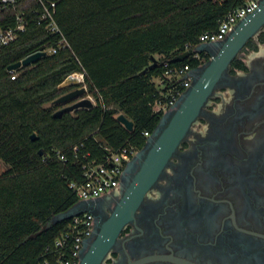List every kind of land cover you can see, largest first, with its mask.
Wrapping results in <instances>:
<instances>
[{
	"label": "trees",
	"instance_id": "trees-1",
	"mask_svg": "<svg viewBox=\"0 0 264 264\" xmlns=\"http://www.w3.org/2000/svg\"><path fill=\"white\" fill-rule=\"evenodd\" d=\"M55 1V19L69 45L16 68L15 78L10 64L57 46L62 34L38 23L40 0L0 6L1 28L14 26L18 13L28 21L0 47V158L6 164L0 171V264H40L45 258L56 264L55 240L72 217L48 224L79 201L70 183L84 180L88 161L146 144L144 132L152 133L164 113L153 104L170 87L154 78L169 67L200 65L196 52L170 59L195 49L201 33L216 30L248 0ZM153 57L157 64L144 71ZM75 72L83 73L82 84L96 103L54 116L66 104L55 99L71 89L59 84ZM120 113L133 121L132 130L117 118Z\"/></svg>",
	"mask_w": 264,
	"mask_h": 264
},
{
	"label": "flooded vegetation",
	"instance_id": "flooded-vegetation-1",
	"mask_svg": "<svg viewBox=\"0 0 264 264\" xmlns=\"http://www.w3.org/2000/svg\"><path fill=\"white\" fill-rule=\"evenodd\" d=\"M263 32L264 25L222 72L100 264H264ZM216 44L198 53L191 83ZM141 149L125 164L117 188L80 204L93 227L80 256L122 204L144 158Z\"/></svg>",
	"mask_w": 264,
	"mask_h": 264
},
{
	"label": "water",
	"instance_id": "water-1",
	"mask_svg": "<svg viewBox=\"0 0 264 264\" xmlns=\"http://www.w3.org/2000/svg\"><path fill=\"white\" fill-rule=\"evenodd\" d=\"M263 25L264 0H260L259 7L253 13L240 19L223 43L216 44L217 41L204 42L195 49L188 48L170 59L171 62L180 61L193 52L209 51L214 44L218 46V50L212 54V59L203 65L198 76L193 77L192 83L183 91L176 103L163 113L158 125L148 136L145 146L139 153L144 158L135 174L130 189L124 195L122 204L117 207L87 250L80 256L78 264H100L104 260L119 230L126 220L133 217L134 211L144 195L156 182L169 159L190 130L192 123L199 115L202 106L207 102L222 72L229 66L232 58L245 42L256 35ZM45 53L44 50L31 53L10 64L9 69H16L21 65L32 63ZM156 64L157 59L153 57L152 63L144 71ZM189 74L191 75V73ZM77 83H79V79L70 74L59 84V87L69 84L76 85ZM85 94L86 89L81 85L57 97L55 102L66 104L55 111L54 116H59L66 111L94 106L93 101ZM117 118L127 129H133V121L124 113L118 114ZM32 137H35V134ZM85 201L87 200L78 201L70 209L53 216L48 226L57 220L69 218L85 211L80 207V204Z\"/></svg>",
	"mask_w": 264,
	"mask_h": 264
},
{
	"label": "built area",
	"instance_id": "built-area-1",
	"mask_svg": "<svg viewBox=\"0 0 264 264\" xmlns=\"http://www.w3.org/2000/svg\"><path fill=\"white\" fill-rule=\"evenodd\" d=\"M18 0H0V6L14 5ZM41 7L37 10V21L43 24L47 31L51 33H60V38L57 46L49 49H40L45 52H56L58 48L68 46L69 42L63 35L59 24L55 19L56 1L55 0H40ZM260 4V0H248L244 5L230 10L220 21L218 28L213 31H205L199 37V44L204 42L220 41L226 38L234 26L240 19L253 13ZM28 21L23 14L18 13L16 17V24L8 28L0 27V47L7 45L14 41L20 31L27 28ZM39 51V50H38ZM199 52L194 54L198 56ZM12 78H15V69H11ZM191 67L188 64L183 66L169 67L161 77H157L162 88L170 87L163 92V98H157L153 104L156 111H167L172 105L176 103L183 91L178 90L180 84H184L187 88L191 84V75L189 74ZM77 73V72H75ZM83 74V73H82ZM85 96L89 97L95 104V99L92 94L87 93V85ZM149 136V131L144 132ZM138 149L133 146H122L118 151L111 152L106 155L103 162H96L95 160L88 161L84 165V180L72 181L70 186L74 188L76 194L81 200H89L96 198L106 192L111 191L119 186L120 179L123 173L125 164L129 161L131 156ZM61 158H64L61 155ZM92 215L89 211H82L72 216V221L69 224V229L62 233L55 240V248L59 250L56 264H77L80 258V250L82 248L83 240L88 237L92 231ZM50 249V247H48ZM67 249L70 254H67ZM40 264H55L50 259L45 258Z\"/></svg>",
	"mask_w": 264,
	"mask_h": 264
},
{
	"label": "rangeland",
	"instance_id": "rangeland-1",
	"mask_svg": "<svg viewBox=\"0 0 264 264\" xmlns=\"http://www.w3.org/2000/svg\"><path fill=\"white\" fill-rule=\"evenodd\" d=\"M159 57V56H158ZM78 74V75H77ZM72 75H77L75 77H77L79 79V83H77L76 85L74 84H69V85H65L64 87H70L71 89L77 87V86H84V75L81 72H77V73H73ZM69 89V90H71ZM68 90V91H69ZM93 96V95H92ZM6 168V164L4 163V161L0 158V171H3Z\"/></svg>",
	"mask_w": 264,
	"mask_h": 264
},
{
	"label": "crops",
	"instance_id": "crops-1",
	"mask_svg": "<svg viewBox=\"0 0 264 264\" xmlns=\"http://www.w3.org/2000/svg\"><path fill=\"white\" fill-rule=\"evenodd\" d=\"M199 53H200V52H199ZM154 79L158 81L157 77H156V78H154Z\"/></svg>",
	"mask_w": 264,
	"mask_h": 264
},
{
	"label": "bare ground",
	"instance_id": "bare-ground-1",
	"mask_svg": "<svg viewBox=\"0 0 264 264\" xmlns=\"http://www.w3.org/2000/svg\"><path fill=\"white\" fill-rule=\"evenodd\" d=\"M125 202H126V200H125Z\"/></svg>",
	"mask_w": 264,
	"mask_h": 264
}]
</instances>
